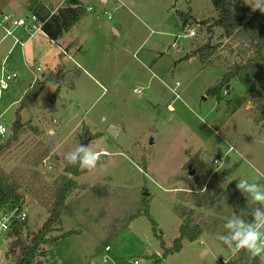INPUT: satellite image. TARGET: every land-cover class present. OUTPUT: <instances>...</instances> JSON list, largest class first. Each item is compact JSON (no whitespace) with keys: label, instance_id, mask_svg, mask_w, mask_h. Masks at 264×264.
Wrapping results in <instances>:
<instances>
[{"label":"rangeland","instance_id":"obj_1","mask_svg":"<svg viewBox=\"0 0 264 264\" xmlns=\"http://www.w3.org/2000/svg\"><path fill=\"white\" fill-rule=\"evenodd\" d=\"M59 1L48 0L53 6ZM80 1L87 12L72 41L63 35L50 43L38 35L9 53L13 39L0 43V66L24 80L0 94V124L7 129L0 146L11 137L16 114L24 131L1 152L0 167L22 177L28 233L37 232L48 217L43 204L63 174L65 154L79 144L101 153L95 171L82 169L73 178L83 188L66 201L67 212L47 235L51 243L41 246L46 251L42 264H154L163 252L150 221L129 219L144 200L157 234L171 248L181 224L178 210L189 206L179 191H190L193 178L203 188L212 183L211 195L218 199V206L205 212L202 236L208 237H200L204 246L183 242L181 251L161 264H225L232 255L212 234L248 229L249 209L251 216L264 210L251 193L236 187L245 179L264 191V101L259 97L264 81L231 80L218 100L207 95L232 62L240 61L222 48L211 67H203L197 56L192 59L209 37L204 23L217 16L210 0ZM27 2L0 0V9L27 16ZM243 2L253 11L252 0ZM180 14L189 18L184 25ZM187 30L194 37L181 36L178 50L171 48ZM211 44L226 45L219 29H213ZM60 53L69 57L66 81L47 83L31 107L21 110L28 85L55 72ZM37 144L49 150L44 160L50 169L42 162L37 168L26 165ZM244 195L248 204L241 201ZM259 231L264 235V228ZM9 243L10 238L0 243V264H13L6 257Z\"/></svg>","mask_w":264,"mask_h":264},{"label":"trees","instance_id":"obj_2","mask_svg":"<svg viewBox=\"0 0 264 264\" xmlns=\"http://www.w3.org/2000/svg\"><path fill=\"white\" fill-rule=\"evenodd\" d=\"M210 1L217 16L215 19H211L209 23H204L209 37L204 45L195 50L192 57L197 56L203 67H211L212 57L220 48L229 53H235L240 58L239 62H232L221 80L207 90L208 96L218 100L220 91L224 87L227 89V85L231 80H236L244 85L250 83L258 85L264 81V14L259 10L251 11L243 0ZM26 8L29 13L35 15L42 23V34L53 43H56L64 33L79 23L87 12V9L77 0H64V4L56 10L51 6H46L40 0H28ZM180 17L183 25L189 19L184 14H180ZM213 29H219L222 32L226 45L211 44ZM64 75V68L58 66L55 72L43 76L40 80H36L21 98L19 108L21 110L30 108L47 83L58 84L64 80ZM259 97L261 101H264V91L259 93ZM258 110L261 111L260 109ZM262 117H264V112H262ZM22 128L23 124L19 115L16 114V119L11 127L12 135L6 140L5 144L0 146V154L3 150L9 148L12 142L18 141V138L24 133ZM48 154L49 150L47 148L42 144H37L31 151L26 165L37 168ZM143 168L145 169L144 166ZM83 172L79 166L69 165L66 161L63 174L56 179L49 189L51 197L44 201L43 205L46 208L48 217L37 232L28 233L26 231L27 220L13 223L9 236V249L6 253V257L11 259L13 264H42L41 259L46 256V251L41 249V246L51 243L47 235L54 229L61 215L67 212L68 205L66 201L74 191L83 188L82 185L77 184L73 179L82 175ZM17 174H8L0 167V210L15 206L19 210L23 208L24 196L20 193L22 177ZM211 184L209 182L203 188L193 178L190 191H179L185 194L183 195L185 196L183 200L181 199L182 196L178 194L180 195L179 199L185 201L189 206L183 205L178 210L181 224L178 229V237L173 241L172 247L169 249L165 248L161 236L157 234L156 223L150 218L148 213V203L144 200L141 201L142 209L131 216L129 221L131 222L141 216L146 217L150 221L152 234L159 241V246L163 252L162 258L155 259L154 264H161L167 256L179 253L183 242L192 243L206 232L205 212H211L218 206V199L213 198L211 195ZM241 201L248 204V197L244 195ZM251 210L249 209V213H246L249 216L247 227L260 223L254 215H250ZM259 212L261 213V220L264 219V210ZM247 230H239L238 228L234 230L227 229L225 232L212 234V237L221 244L226 252L231 254L227 246L218 238L226 236L230 240L234 232ZM225 264H260V261L259 257L253 259L246 251L241 250L237 255H232Z\"/></svg>","mask_w":264,"mask_h":264},{"label":"clouds","instance_id":"obj_3","mask_svg":"<svg viewBox=\"0 0 264 264\" xmlns=\"http://www.w3.org/2000/svg\"><path fill=\"white\" fill-rule=\"evenodd\" d=\"M253 11L259 10L264 14V0H252L249 4ZM52 130H48L51 134ZM101 153L94 151L89 145L79 144L74 150L65 154L64 159L69 165L79 166L88 172L95 171L100 161ZM237 189L248 191L252 194V199L264 205V191H260L257 183L248 184L247 180L241 179ZM260 223L255 226L249 225L247 231H237L231 235L229 240L226 236H220L218 239L227 246L232 255H237L241 250L246 251L253 259L259 257L260 264H264V239H261L262 233L259 229L264 228V220H261V213L257 210L253 214ZM7 219V217H5ZM0 230L7 231V224H0Z\"/></svg>","mask_w":264,"mask_h":264},{"label":"built area","instance_id":"obj_4","mask_svg":"<svg viewBox=\"0 0 264 264\" xmlns=\"http://www.w3.org/2000/svg\"><path fill=\"white\" fill-rule=\"evenodd\" d=\"M42 23L36 18L35 15L29 13L27 16H18L13 12H3L0 10V30L4 31L3 36L0 39V42L10 37L13 39L12 47L16 44L23 46L25 41L21 38H18L14 35L15 31H23L27 34L29 38L33 37L37 33H42L41 31ZM195 35L193 30H187L185 34L176 36L175 42L171 44V48H178V40L182 37L184 38H193ZM40 69L36 68V72H39ZM37 80L34 79L33 83ZM20 82V78L14 71H7L4 66H0V93L7 91L11 86L16 85ZM7 129L5 126L0 124V136H3L6 133ZM42 165L47 166V160L42 161ZM49 169L50 165L47 166ZM7 217V219L5 218ZM27 220V213L25 209L19 210L17 206L8 207L0 210V224H7V231L0 230V243L5 239L10 238L12 225L15 221L25 222ZM105 251H109V247L105 248ZM107 259L104 258V261ZM127 264H138L136 260L128 261Z\"/></svg>","mask_w":264,"mask_h":264},{"label":"crops","instance_id":"obj_5","mask_svg":"<svg viewBox=\"0 0 264 264\" xmlns=\"http://www.w3.org/2000/svg\"><path fill=\"white\" fill-rule=\"evenodd\" d=\"M42 3H44L46 6H51L53 9H57V8H59V7H61L63 4H64V0H60L55 6H53V4H51L50 2H48V0H40ZM83 7H85L82 3H81V1L80 0H77ZM102 2H107V0H101ZM1 10V9H0ZM2 11V10H1ZM79 24H80V22L79 23H77L75 26H73L68 32H66V33H64L63 35H68L69 37H70V41H72V38H73V30L77 27V26H79ZM111 29H112V31L114 32V33H116V34H118V31L114 28V27H111ZM15 33H16V35H15ZM15 33H14V35L16 36V37H18V38H21V39H23L24 41H25V44L26 43H28L29 41H31V39L32 38H34L35 36H38V35H40L42 38H44V39H46V40H48L47 38H46V36L44 35V34H42V33H37V34H35L33 37H31V38H29L28 36H27V34L26 33H24L23 31H19V30H17V31H15ZM3 36V35H2ZM1 36V37H2ZM1 37H0V39H1ZM6 39V38H5ZM5 39H3L1 42H3ZM49 41V40H48ZM0 42V43H1ZM50 43H53V42H51V41H49ZM24 44V45H25ZM74 44V47H77L78 45H79V41H78V39H76L75 40V42L73 43ZM68 48V47H67ZM66 48V49H67ZM12 49V45H11V47H10V49L8 50V53L10 52V50ZM80 49H81V46H80ZM178 49H176V51H177ZM67 53L69 54V49H67ZM70 56V55H69ZM69 57L67 56V57H63V55L60 53V56H59V59H60V62L58 63V65H57V67L58 66H62L63 68H64V70H65V66H66V63H65V61L64 60H66V61H69V59H68ZM192 59H194V57H192ZM74 66H77L76 64H74ZM56 67V68H57ZM56 70V69H55ZM51 73H53V72H51ZM45 74H43L42 75V78H43V76H44ZM20 83L19 84H21L24 80L22 79V78H20ZM31 86H32V83L31 84H29L28 85V88L30 89L31 88ZM25 92H26V90H25ZM1 94V93H0ZM25 94V93H24ZM262 220H264V219H262ZM260 230V229H259ZM203 237H208V236H201V238H203ZM198 239V240H196V241H194V243H198V244H200L201 246H204V244H205V242L206 241H204V239ZM261 239H264V235H262L261 236ZM193 243V242H192ZM202 254H206L208 251H207V249H202L201 251H200Z\"/></svg>","mask_w":264,"mask_h":264},{"label":"water","instance_id":"obj_6","mask_svg":"<svg viewBox=\"0 0 264 264\" xmlns=\"http://www.w3.org/2000/svg\"><path fill=\"white\" fill-rule=\"evenodd\" d=\"M64 81H66V75H64ZM110 132L111 133H114L115 132V128L114 127H111L110 128ZM83 145H85V144H83ZM194 175V171H190L189 172V176H193ZM10 233H8V235H9Z\"/></svg>","mask_w":264,"mask_h":264}]
</instances>
